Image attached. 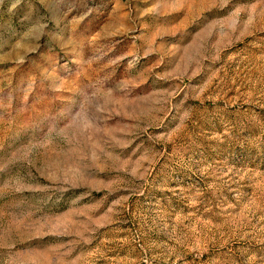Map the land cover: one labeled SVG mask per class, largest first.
<instances>
[{"label": "rangeland", "instance_id": "1", "mask_svg": "<svg viewBox=\"0 0 264 264\" xmlns=\"http://www.w3.org/2000/svg\"><path fill=\"white\" fill-rule=\"evenodd\" d=\"M0 264H264V0H0Z\"/></svg>", "mask_w": 264, "mask_h": 264}]
</instances>
